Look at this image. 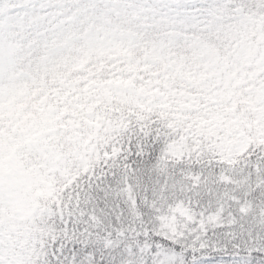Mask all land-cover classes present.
<instances>
[{"label": "rangeland", "instance_id": "374dc122", "mask_svg": "<svg viewBox=\"0 0 264 264\" xmlns=\"http://www.w3.org/2000/svg\"><path fill=\"white\" fill-rule=\"evenodd\" d=\"M204 1L0 0L5 139L13 135L10 118L50 128L42 149L15 141L18 163L31 175L15 201L0 207V235L17 229L16 221L41 216L56 185L70 182L84 159L74 141L94 139L129 101L171 107L173 124L195 123V137H181L163 153L167 161L205 164L192 167L194 182L199 170L231 164L248 143L264 138V0H244L243 7V0ZM57 127L61 138L52 135ZM51 137L73 145L74 162L58 153L51 159ZM217 180L225 185L230 178L220 172ZM253 187L264 194L262 174ZM229 196L220 191L217 204L252 211L251 199Z\"/></svg>", "mask_w": 264, "mask_h": 264}, {"label": "snow or ice", "instance_id": "6c2138e0", "mask_svg": "<svg viewBox=\"0 0 264 264\" xmlns=\"http://www.w3.org/2000/svg\"><path fill=\"white\" fill-rule=\"evenodd\" d=\"M3 114L0 107V207L13 203L29 185L31 173L18 163L15 141L42 149L50 131L10 118L15 133L6 141ZM128 121L90 170L60 194L56 227L63 231L44 243L42 258L34 253L35 264H264V194L253 193L252 211L245 213L240 205L215 203L198 186L176 187L157 174L155 165L169 143L197 135L195 123L173 124L156 113L146 119L129 116ZM130 176L140 192L129 201L137 215L128 229L92 227L95 210L107 207L114 193L123 195ZM173 177L179 178L175 171Z\"/></svg>", "mask_w": 264, "mask_h": 264}, {"label": "trees", "instance_id": "16d2710c", "mask_svg": "<svg viewBox=\"0 0 264 264\" xmlns=\"http://www.w3.org/2000/svg\"><path fill=\"white\" fill-rule=\"evenodd\" d=\"M176 4L183 6L185 2L188 3H205L204 0H175ZM247 2L243 0L242 7L247 6ZM224 13H248L251 10H223ZM146 101V100H145ZM100 106L98 109L100 110ZM171 108V107H170ZM170 108L162 107L160 104H154L152 106L144 102H134L130 105H121L116 109L115 116L110 117L109 124L100 129L99 135L94 139L85 138L84 141H74V146L77 150L84 155L82 162L77 163L73 167L74 177L68 182H63L62 185L58 183L50 201L40 208L41 216L34 220H21L16 221L18 224L17 229H9L4 235H0V260H3L5 264H35L36 256L34 253H38L41 258L44 256L42 249L44 243L50 239H55L60 235L63 229H58L56 225L59 223V213L61 206L60 194L75 180L82 176L86 171H89L92 163L96 161L98 155L102 152L101 145L103 142H111L117 137L119 132L128 126V117L132 116L133 119H146L153 113H156V118L161 120H168ZM95 109V108H94ZM103 114V111L101 112ZM103 119V118H102ZM22 121V120H21ZM32 120L27 121L30 123ZM22 126L25 127V124ZM12 129V128H11ZM59 129V127H57ZM12 133V131H11ZM10 133V134H11ZM15 130L13 129V134ZM58 133V134H57ZM66 133V132H65ZM72 133V132H70ZM54 137L58 135V138L62 137L61 129L52 134ZM73 135V134H72ZM53 140V146L55 153H51V159L57 160V153L66 159L67 162H74L75 157L73 155V145H69L65 141L59 139ZM93 140V141H92ZM54 142L57 144L55 145ZM94 148L90 150L89 145ZM21 145V144H20ZM58 151H56V149ZM43 157H41L42 159ZM38 159V157H37ZM37 163L36 161H34ZM56 166V165H54ZM194 166L199 165L197 161L183 158L178 161H167L164 159L162 153L159 160L155 165V169L158 175L164 176L168 181H174L176 187L181 184H191L192 187H199L203 192L214 193L218 196L220 191H225L226 194L230 193V196L241 199H250L253 193H256V188L253 187L256 174H262L264 176V138L262 140H255L248 144L244 150L235 158L231 164H212L211 168L205 170H199L200 177L198 181L192 180L191 173H194ZM214 166V167H213ZM176 172L178 179L173 177V172ZM59 168L55 170L56 177L58 175ZM223 172L229 178V182L225 185L218 182L217 174ZM197 173V172H196ZM215 173L216 177L212 175ZM129 184L126 181L123 195L117 196L115 193L112 196V201L105 207L103 204L97 208L96 215L94 217V224L92 227H99L102 230L105 226L112 228L113 225H117L125 230L128 229L132 223L133 217L137 215L135 204L129 203L135 199L139 194L140 189L137 187V181L134 176H130ZM170 187L173 186L171 183ZM212 196L213 201L217 203L218 197ZM226 200L225 196L220 197ZM228 200V199H227ZM220 202V201H219ZM228 203V201H227ZM53 205H55V213L53 212ZM65 211L67 210V203L64 204ZM91 211V210H90ZM36 220V222H35ZM49 243V250H50Z\"/></svg>", "mask_w": 264, "mask_h": 264}]
</instances>
